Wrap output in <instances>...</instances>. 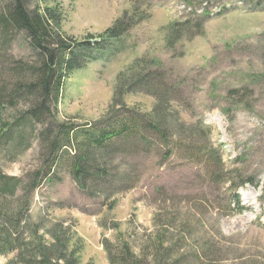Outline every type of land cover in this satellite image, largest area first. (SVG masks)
<instances>
[{"label":"rangeland","instance_id":"374dc122","mask_svg":"<svg viewBox=\"0 0 264 264\" xmlns=\"http://www.w3.org/2000/svg\"><path fill=\"white\" fill-rule=\"evenodd\" d=\"M27 2L34 8L38 0ZM61 2L62 29L78 41L97 39L124 11L134 12L131 0ZM149 3L122 39L67 78L56 115L109 130L154 110L158 98L169 142L140 122L107 154L94 150L84 191L72 174L78 152L52 159L41 135L50 122L25 131L20 149L5 140L0 174L21 184L42 176L34 192L21 185L15 195L0 192V231L15 217V233L25 238L40 224H73L85 243L80 264H110L112 256L114 264H264V0ZM10 4L0 0V11ZM12 34L7 47L0 43V89L18 81L14 64L36 60L26 32ZM131 65L133 78L119 79ZM118 86L129 92L132 112L110 109ZM20 100L1 111L3 121L23 113L29 100ZM15 256L0 255V264H17Z\"/></svg>","mask_w":264,"mask_h":264},{"label":"trees","instance_id":"16d2710c","mask_svg":"<svg viewBox=\"0 0 264 264\" xmlns=\"http://www.w3.org/2000/svg\"><path fill=\"white\" fill-rule=\"evenodd\" d=\"M62 14L65 13L61 0H38L34 8L28 7L27 0H11V4L0 11L1 45L8 46L14 36L13 32L24 31L30 41V47L36 53V60L32 63L21 60L14 64L16 66L11 70L18 72V81L11 87L6 86L0 89V116L6 106L15 107L21 101L20 99L29 100L25 102L26 107L23 113L14 121H3L0 117V144L7 140L11 147L20 149L25 145V131H29L36 124L45 125L50 122L41 135L43 138L49 137L50 148L54 154L52 159L56 162L58 155L70 154L69 150L74 148L78 153L74 156L73 176L80 187L86 190L85 174L94 167L92 165L96 157L94 150L107 154L114 138L124 134H134L135 126L140 122L151 127L162 138H165L166 130L162 127L164 124L162 116L156 115L161 107L158 98L155 99L154 110L146 111L138 118L135 117L137 115L131 114L133 116L129 123L131 126L120 120L109 130H103L93 123L74 125L57 120L56 109L63 96L67 78L74 71L82 70L89 65L108 43L110 45L111 41H119L132 28V20L138 17L136 9L131 16L129 12H126L97 39L89 35L88 40L78 41L63 31ZM172 30H176L175 33L179 32L175 26ZM167 41L168 45L174 43V39L169 37ZM133 67L135 65H131L123 74L120 73L118 78L124 80L126 77L133 78L128 71ZM143 79L142 76L140 82ZM127 88L136 89V82ZM117 91L112 100L114 104L110 109L119 104L128 112H132L133 108L126 103L129 92L126 90L124 93L119 86ZM167 141L169 142V138ZM50 172L51 167L45 171L43 179L47 178ZM41 176V171L36 173L33 181L24 184V191H34L38 188L41 184ZM15 183L16 180L0 174V192L3 189L13 192L17 185ZM11 225L12 228L8 225L0 231V255L16 252L14 262L17 264L81 263L85 243L82 237L72 229L73 224L65 225L64 222H56L45 230L40 224L34 227L27 238L19 237L15 233L20 225L17 217ZM126 246L124 244V247ZM114 261L112 256L111 264H114ZM87 264L94 263L90 261Z\"/></svg>","mask_w":264,"mask_h":264}]
</instances>
